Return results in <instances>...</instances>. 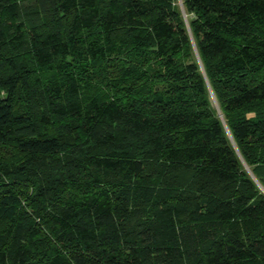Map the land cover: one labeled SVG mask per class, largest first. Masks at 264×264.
Returning <instances> with one entry per match:
<instances>
[{"label": "trees", "instance_id": "1", "mask_svg": "<svg viewBox=\"0 0 264 264\" xmlns=\"http://www.w3.org/2000/svg\"><path fill=\"white\" fill-rule=\"evenodd\" d=\"M182 6L0 0V264H264V0Z\"/></svg>", "mask_w": 264, "mask_h": 264}, {"label": "water", "instance_id": "2", "mask_svg": "<svg viewBox=\"0 0 264 264\" xmlns=\"http://www.w3.org/2000/svg\"><path fill=\"white\" fill-rule=\"evenodd\" d=\"M179 3H180V5H181V10H182V12H183L184 18L186 19V15H185V13H184V11H183L182 2L180 1ZM246 169L248 170V168H247V167H246ZM248 171H249V170H248Z\"/></svg>", "mask_w": 264, "mask_h": 264}, {"label": "rangeland", "instance_id": "3", "mask_svg": "<svg viewBox=\"0 0 264 264\" xmlns=\"http://www.w3.org/2000/svg\"><path fill=\"white\" fill-rule=\"evenodd\" d=\"M180 1L182 2V0H178V2H180ZM179 6L181 7L180 3H179ZM185 20H186V19H185Z\"/></svg>", "mask_w": 264, "mask_h": 264}]
</instances>
